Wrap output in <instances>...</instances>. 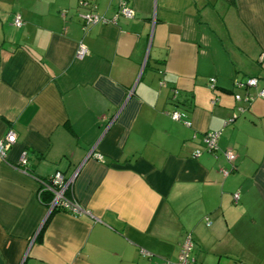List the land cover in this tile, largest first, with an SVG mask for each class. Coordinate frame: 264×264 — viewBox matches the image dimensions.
<instances>
[{
    "label": "crops",
    "instance_id": "crops-1",
    "mask_svg": "<svg viewBox=\"0 0 264 264\" xmlns=\"http://www.w3.org/2000/svg\"><path fill=\"white\" fill-rule=\"evenodd\" d=\"M124 1L83 29L118 1L0 0V264H164L187 235L196 264H264V0ZM22 153L84 212H49Z\"/></svg>",
    "mask_w": 264,
    "mask_h": 264
},
{
    "label": "built area",
    "instance_id": "built-area-1",
    "mask_svg": "<svg viewBox=\"0 0 264 264\" xmlns=\"http://www.w3.org/2000/svg\"><path fill=\"white\" fill-rule=\"evenodd\" d=\"M118 6L115 16L110 20H105L98 15H96L94 12L89 11L85 12L79 15V18L82 23L83 29H86L90 26L96 25V24H116L118 18H123L126 20H131L134 17L133 10L127 6L126 2L124 0H117ZM227 2L233 1V0H225ZM89 4L86 1L80 2V7H87ZM93 9V6H92ZM13 24L16 27H20L22 24V20L20 16H15L13 19ZM87 54V50L83 46H79L76 58L79 60H82ZM215 80L210 79L209 80V86L210 88H214ZM234 86L237 88L242 89H256L257 87V79L256 78H249L244 82H235ZM257 97H264V89H260L256 93ZM173 97H175L173 95ZM236 101H240L241 99L246 102H251L253 97L249 95L248 93L241 98L239 95L234 96ZM239 111L242 112V109L239 108ZM172 120L174 121H180L181 116L174 112L171 115ZM186 124V122H185ZM219 133L212 132V133H206L203 135L202 143L204 146L205 151L207 152H215L217 151V142L219 138ZM15 143V136L14 133L9 131L5 134V136L0 140V161H6L7 159V153L9 149L12 147V145ZM198 154V153H197ZM89 156H93L97 160H101V156L98 154H93L92 152L89 154ZM228 161L232 162L234 161L235 157L231 152H227L225 154ZM15 169L21 171L23 174L30 175V173L27 170V159L25 153H22L19 158L18 166L15 167ZM74 174L68 179H65L60 172L54 173L52 176H50L46 180L37 179L32 177L40 186V192L47 191L51 193V200L49 203V212L53 210L62 211L66 213H70L73 215H79L80 213H83V208L70 196H68V193H70L71 186L73 183V180L75 178ZM39 196V192H38ZM237 196H235L236 198ZM192 253V240L190 235H187L186 238L181 242L180 244V250L177 257L176 262L171 261H165L164 264H196L195 260L191 256Z\"/></svg>",
    "mask_w": 264,
    "mask_h": 264
},
{
    "label": "trees",
    "instance_id": "trees-1",
    "mask_svg": "<svg viewBox=\"0 0 264 264\" xmlns=\"http://www.w3.org/2000/svg\"><path fill=\"white\" fill-rule=\"evenodd\" d=\"M48 178H46V179H48ZM46 179H42V180H46ZM39 198H40V201L42 203H44L45 205H49L47 203L50 202V200H51V193L47 192V191H43V192L41 191L40 192V190H39ZM53 211H57V210H53Z\"/></svg>",
    "mask_w": 264,
    "mask_h": 264
}]
</instances>
